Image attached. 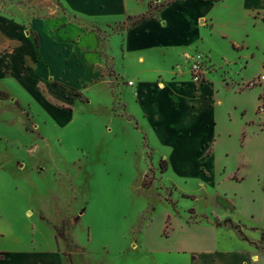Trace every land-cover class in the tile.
<instances>
[{"label":"rangeland","instance_id":"374dc122","mask_svg":"<svg viewBox=\"0 0 264 264\" xmlns=\"http://www.w3.org/2000/svg\"><path fill=\"white\" fill-rule=\"evenodd\" d=\"M122 1L130 15L82 20L61 0H0V14L37 43L34 59L42 69L36 26L42 22L51 35L74 32L73 44L106 58L108 48L117 58L106 59L102 84L72 85L45 69L38 79L32 68L19 70L13 79L19 85L0 79V222L17 228L38 222L44 236L53 231L64 264H264L263 240L248 241L247 250L234 238L214 252L191 245L221 225L213 217L219 206L199 181L173 172L165 144L171 141L154 138L152 123L128 112L137 105L127 89L135 70L121 57L124 36L116 35L141 15L159 21L180 12L185 0L169 7V0Z\"/></svg>","mask_w":264,"mask_h":264},{"label":"crops","instance_id":"0c3cea01","mask_svg":"<svg viewBox=\"0 0 264 264\" xmlns=\"http://www.w3.org/2000/svg\"><path fill=\"white\" fill-rule=\"evenodd\" d=\"M61 1L82 20L130 15L122 0ZM169 13L116 35L124 36L121 57L135 70L127 89L136 113L128 112L147 118L155 127L148 131L154 138L171 141L165 144L171 146L167 156L173 172L199 181L219 206L213 217L221 225L191 245L204 244L214 252L234 238L247 250L248 241H264V112H257L264 81L248 86L264 76V0H185L174 17L168 18ZM36 26L43 69L34 59L37 45L24 38L19 22L0 14V79L19 85L14 82L19 70L32 68L39 71L34 73L38 79L45 69L72 85L104 82L106 59L117 60L108 48L107 58L102 50L98 56L97 49L73 44L74 32L51 35L44 22ZM195 53L205 57L207 66L200 84L192 82L188 69ZM94 54L98 61L90 58ZM37 224L17 228L0 222V264H64L53 231L41 235Z\"/></svg>","mask_w":264,"mask_h":264},{"label":"built area","instance_id":"2783aa9c","mask_svg":"<svg viewBox=\"0 0 264 264\" xmlns=\"http://www.w3.org/2000/svg\"><path fill=\"white\" fill-rule=\"evenodd\" d=\"M206 61H205V57L200 54V53H195L192 57H191V62L189 63V74H190V78L192 80V82H194L195 84H200L206 81V70H207V66L205 65ZM257 83H261L264 81V76H259L257 78ZM129 85H131V83H129ZM258 111L259 113H263L264 112V94H263V98L261 99V104L258 106Z\"/></svg>","mask_w":264,"mask_h":264},{"label":"trees","instance_id":"16d2710c","mask_svg":"<svg viewBox=\"0 0 264 264\" xmlns=\"http://www.w3.org/2000/svg\"><path fill=\"white\" fill-rule=\"evenodd\" d=\"M181 1H183V0H169L168 2H167V4H166V7H169L170 5H173V4H175V3H178V2H181ZM208 1H211V2H218V1H220V0H208ZM147 8H148V11L150 10V5L148 4L147 5ZM162 10V9H161ZM147 18H151V15L150 14H148V15H141L140 17H138L137 19H138V22H140V21H142V20H144V19H147ZM137 22V23H138ZM37 44V43H36ZM162 163H164L163 161L160 163V165H161V169H162V171L163 170H165V168L164 167H162Z\"/></svg>","mask_w":264,"mask_h":264}]
</instances>
